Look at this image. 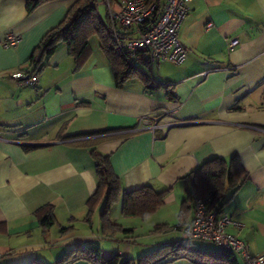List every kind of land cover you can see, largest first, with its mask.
I'll use <instances>...</instances> for the list:
<instances>
[{"label":"crops","instance_id":"obj_1","mask_svg":"<svg viewBox=\"0 0 264 264\" xmlns=\"http://www.w3.org/2000/svg\"><path fill=\"white\" fill-rule=\"evenodd\" d=\"M74 1L28 12L26 0H0V264L52 263L89 241L106 258H138L179 240L174 228L152 230L179 223L189 185L183 177L212 157L234 155L248 179L223 207L240 224L227 229L253 255L264 253V0H193L180 29L187 59L139 61L122 85L100 42L81 63L66 43L43 63L29 61ZM9 31L22 36L16 47L2 44ZM233 38L239 44L231 50ZM33 75L35 83L20 84ZM143 117L160 126L141 127ZM93 149L109 155L123 191L171 188L165 203L145 219L125 217L120 196L109 218L128 231L105 235L104 197L87 220L98 184ZM47 204L56 222L44 228L36 211Z\"/></svg>","mask_w":264,"mask_h":264},{"label":"trees","instance_id":"obj_2","mask_svg":"<svg viewBox=\"0 0 264 264\" xmlns=\"http://www.w3.org/2000/svg\"><path fill=\"white\" fill-rule=\"evenodd\" d=\"M48 1L51 0H26L27 11L33 12ZM117 1L109 0L111 3ZM147 1L154 2V0ZM157 2H161V0H157ZM97 5V0H75L63 21L45 34L29 61L43 63V59L53 55L60 43H66L69 54L76 62L81 63L91 49V39L97 36L101 49L114 68L117 84L122 85L132 70L115 46L110 31L107 6L106 17L102 19ZM156 16L157 14H154L149 23ZM91 152L95 161L98 184L95 193L87 202L89 207L87 220H91L97 203L104 197L101 215L102 231L105 235L114 234L117 231H128L109 218V212L120 196L122 197V215L125 217L145 219L165 203V198L171 188L157 189L152 185H145L134 190L123 191L121 179L115 173L109 155L102 154L95 149ZM183 179L187 180L189 185L186 189V197L181 204L179 223L175 225L156 224L152 230L153 233L170 228L179 231L183 225L189 223L187 221L192 209L194 211L195 195L198 198H204L211 193L213 198L210 208L219 212L223 211L225 204L248 179V172L237 155L232 156L229 161L222 157H212L186 174ZM36 216L44 228H48L56 222L54 208L49 204L41 206L36 211ZM70 229L71 227H63L61 232L65 233ZM192 241L194 240L181 239L180 236L179 240L159 244L138 258L123 257L120 253L106 258L98 243L94 241L78 242L52 263L34 257L22 264H74L81 260L93 264H173L181 260H187L191 264H241L240 258L228 248L216 246V249L210 250L199 247Z\"/></svg>","mask_w":264,"mask_h":264},{"label":"built area","instance_id":"obj_3","mask_svg":"<svg viewBox=\"0 0 264 264\" xmlns=\"http://www.w3.org/2000/svg\"><path fill=\"white\" fill-rule=\"evenodd\" d=\"M110 31L117 50L129 66L139 61L149 63L170 61L183 63L188 56L187 49L180 38V29L190 12L193 0H166L164 4L154 0H118L111 3L106 0ZM159 6V8H158ZM154 14L156 18L149 23ZM22 36L14 31L5 34L4 47H16ZM239 44L237 38L231 39L229 48L233 50ZM37 81V75L23 79L21 85H30ZM159 118L154 122L149 117L141 119V127L157 129ZM213 196L194 197V215L192 220L179 229L181 239L200 240L214 244L219 248L232 250L244 264H264V253L253 255L249 244L238 235L228 231V226L238 222L224 211L210 208ZM2 256L0 252V257Z\"/></svg>","mask_w":264,"mask_h":264},{"label":"rangeland","instance_id":"obj_4","mask_svg":"<svg viewBox=\"0 0 264 264\" xmlns=\"http://www.w3.org/2000/svg\"><path fill=\"white\" fill-rule=\"evenodd\" d=\"M98 2V5H97V8H98V12H99V15L102 19H104L106 17V3L104 0H97ZM99 44V38L97 36H94L92 39H91V45H92V48L93 47H97ZM203 241H200V240H194V244L197 245V246H200V245H205L206 248L210 249V250H214L216 249V246L211 244V243H202ZM140 243H146V242H140Z\"/></svg>","mask_w":264,"mask_h":264}]
</instances>
